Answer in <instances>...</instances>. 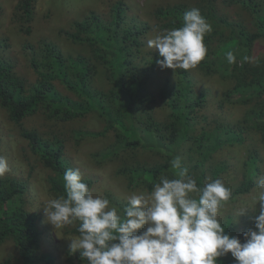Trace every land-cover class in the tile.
Instances as JSON below:
<instances>
[{
  "label": "trees",
  "instance_id": "16d2710c",
  "mask_svg": "<svg viewBox=\"0 0 264 264\" xmlns=\"http://www.w3.org/2000/svg\"><path fill=\"white\" fill-rule=\"evenodd\" d=\"M230 2L239 3L250 10L255 26L253 31L220 13L215 0H201L196 7L187 1H176L156 9L154 16L162 27L173 29L182 26L186 11L192 8L200 10L211 24L212 31L204 38L207 55L197 68L204 74L216 75L230 83V87L221 94L219 105L233 103L235 96H239V101L248 107L241 120L216 122L210 128L201 127L200 132L196 133V119L191 113L196 106L201 107L206 91L195 93L193 77L183 69H176L173 79L167 76L163 81L161 96L168 108V117L164 121L155 119L149 79L157 61L163 57L158 52L146 50V34L151 25L137 14H128L129 6L123 0L114 1L106 14L90 10L80 19L73 20L71 29H59L61 38L89 48L90 54L78 52L73 55L58 41L48 37L41 38L38 44L25 42L23 48L36 75L30 84L13 70L5 51L9 45L8 38L1 36L0 108L10 121L19 124L24 117L38 110L57 122L95 113L103 121L101 131L76 129L71 131L69 138L79 140L88 136H105L111 132L110 143L101 151L103 157L116 155L128 147L146 146V142L153 138L156 146L170 152L174 159L182 154L181 147L192 141L201 159L194 161L191 167L196 169L194 177L198 186L203 187L205 171L202 166L211 151L225 144H246L245 137L250 132L258 133L264 146V101L261 100L264 92V58L252 61L250 54L254 42L259 38L264 39V0ZM33 14V0H18L14 16L20 24L19 29L26 35L31 34ZM217 27H226L230 31L219 33ZM228 44L231 45L229 49ZM228 51L236 56L233 64H229L225 58ZM95 58H98L105 73L106 83L101 88L91 84L97 72ZM56 81L69 88L73 95L62 93ZM259 97L260 100L255 102ZM19 133L26 140L34 158L49 170L45 177L48 191L55 198L65 195L63 174L69 168L76 169L65 151L67 138L56 134L44 135L36 128L23 126ZM261 160L256 147L247 150L243 163L244 179L240 187L233 189L232 196L248 191ZM227 167L228 163L221 161L213 170L217 174ZM168 169L169 163L166 162L153 167L125 166L119 171L130 182L149 177V181H143L152 187L158 176ZM82 178L91 187L93 180L86 175H82ZM27 191L25 180L9 175L0 177V244L7 238L12 239L22 264H54V256L41 248L39 217L28 206ZM109 198L121 210L126 205V201L114 196ZM233 218V215H227L221 223L227 234L237 237ZM77 227L78 224H74L69 231L79 235ZM66 253L72 262L87 263L70 248ZM230 256L218 258V264L235 261Z\"/></svg>",
  "mask_w": 264,
  "mask_h": 264
},
{
  "label": "rangeland",
  "instance_id": "374dc122",
  "mask_svg": "<svg viewBox=\"0 0 264 264\" xmlns=\"http://www.w3.org/2000/svg\"><path fill=\"white\" fill-rule=\"evenodd\" d=\"M116 0H33L34 14L31 22V34H24L19 28L14 9L18 0H0V37L8 38L9 45L5 51L11 61L15 73L28 82L32 83L36 75L28 62V55L23 45L25 42L38 44L43 37H48L58 41L66 51L71 54L78 52L90 54V49L66 41L64 37L58 35L59 29H71L72 21L80 19L90 10L99 11L102 14L108 13L111 4ZM128 6V14H137L140 18L146 19L151 25L150 31L146 34V50L158 52L147 46L148 39L152 38L157 32L166 29L160 22L156 21L154 12L161 6L172 4L176 1H187L189 4L197 6L201 0H123ZM218 11L238 24H242L248 30L255 29L250 10L239 3L230 2V0H215ZM216 30L222 33L230 31L226 27H217ZM217 36V34H216ZM215 36V37H216ZM24 42V43H23ZM235 46V44H234ZM231 45L228 44V49ZM251 60L264 58V39L259 38L254 42L250 51ZM97 72L91 80L94 87L101 88L105 85V73L100 67L98 58L94 59ZM175 70L161 69L156 64L155 70L149 79L150 92L153 100L151 102L152 112L157 120L164 121L168 117V108L161 96L162 83L168 76L171 79L175 77ZM174 72V73H173ZM188 72L193 77L192 88L195 93L206 91V96L201 107L196 106L191 113L196 119V133H199L201 127L210 128L216 122H229L241 120L244 112L248 108L246 104L239 101V96L233 99L235 102L222 103L220 106V96L229 87L230 83L216 75H207L202 73L197 67L189 69ZM57 87L64 94L73 95L72 91L56 81ZM260 97L254 100L259 101ZM261 100L264 101V92ZM36 128L44 135H60L67 138L65 142V151L70 157L76 169H79L82 175H86L93 180L90 189L94 194L107 197L110 196L126 201V198L134 192L151 191L152 187L144 182L149 181V177H142L137 182H130L128 177L119 171L120 168L132 165H144L148 167L158 166L163 163H169L167 172L161 175H167L174 178V170L171 166L173 155L161 147L156 146V141L150 138L146 146H137L126 148L116 155L103 157L102 150L110 143L112 133L105 136H88L79 140L69 138L71 131L84 129L89 131H101L103 121L95 113H88L67 121L57 122L48 119L42 110L35 114L24 117L20 124L10 121L3 109L0 108V156H4L10 167V171L5 175L23 179L27 182V202L31 210L38 213L39 225L41 228V248L54 256V264H87L70 261L67 257L66 250L70 248L71 238L78 236L69 231L70 227L66 226L57 233L53 226L46 221L43 207L49 199L55 198L48 191L45 177L49 170L44 168L38 159L34 158L25 139L19 133L20 127ZM71 133V134H70ZM195 134V131H194ZM246 144H225L211 151L203 162L205 171L204 184L207 178H221L227 187L233 189L240 187L244 177V160L246 159L249 148H257L261 154L262 160L258 163V172L254 177V182L248 191L236 194L226 202L225 207L221 210L220 222L227 215L234 216L235 234L244 242L243 233L249 229L255 230V218L259 215V204L254 209H246L244 213L240 212L246 207L253 206L254 197L257 194L255 187L258 177L264 176V146L261 143L262 137L258 133L250 132L245 137ZM181 161L184 167L189 169L190 174L195 175L196 169L191 165L194 161L200 160L201 155L195 150L192 141L187 142L181 147ZM171 155V157H169ZM221 161H226L228 167L214 173V167ZM159 175L158 178L161 176ZM143 179H145L143 181ZM158 182V179L157 181ZM112 203V202H111ZM112 205H115L112 203ZM117 206V205H115ZM230 253L224 257H229ZM231 257V256H230ZM0 264H22L18 249L12 239L7 238L0 244ZM227 264H236L232 261Z\"/></svg>",
  "mask_w": 264,
  "mask_h": 264
},
{
  "label": "clouds",
  "instance_id": "9594fccd",
  "mask_svg": "<svg viewBox=\"0 0 264 264\" xmlns=\"http://www.w3.org/2000/svg\"><path fill=\"white\" fill-rule=\"evenodd\" d=\"M211 31L200 10L192 8L183 14L181 27L157 32L147 46L163 57L157 61L161 69H194L207 55L204 38ZM225 58L236 62L232 51ZM171 166L174 178L161 175L150 192L129 195L122 210L94 194L79 169L69 168L63 174L65 195L43 207L46 221L56 233L78 224L70 249L87 264H218L229 253L236 264H264V176L256 180L253 206L240 212L259 204L255 230L244 232L241 243L219 219L232 189L211 177L199 187L180 157ZM9 171L7 159L0 156V177Z\"/></svg>",
  "mask_w": 264,
  "mask_h": 264
}]
</instances>
